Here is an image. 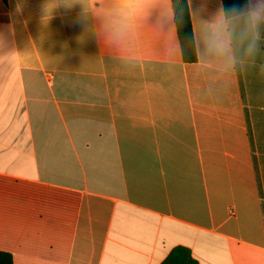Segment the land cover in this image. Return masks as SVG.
I'll return each instance as SVG.
<instances>
[{
	"label": "crops",
	"instance_id": "crops-1",
	"mask_svg": "<svg viewBox=\"0 0 264 264\" xmlns=\"http://www.w3.org/2000/svg\"><path fill=\"white\" fill-rule=\"evenodd\" d=\"M0 0V251L13 264H264V21L187 0ZM253 9V8H252Z\"/></svg>",
	"mask_w": 264,
	"mask_h": 264
},
{
	"label": "trees",
	"instance_id": "trees-1",
	"mask_svg": "<svg viewBox=\"0 0 264 264\" xmlns=\"http://www.w3.org/2000/svg\"><path fill=\"white\" fill-rule=\"evenodd\" d=\"M6 2V0H2ZM173 22L179 42L182 59L186 63H194L197 59L194 45L191 21L189 17L187 0H170ZM223 8L228 10L236 7L242 11L252 9L249 0H222ZM236 16L228 15V18ZM0 264H13L11 255L0 251ZM161 264H197L189 251L182 247L174 248Z\"/></svg>",
	"mask_w": 264,
	"mask_h": 264
},
{
	"label": "clouds",
	"instance_id": "clouds-1",
	"mask_svg": "<svg viewBox=\"0 0 264 264\" xmlns=\"http://www.w3.org/2000/svg\"><path fill=\"white\" fill-rule=\"evenodd\" d=\"M229 14H231L232 16L247 17L249 29L253 32V34L247 39L245 50L250 56H254L257 51V41L259 39L258 32L254 30L261 21H264V10L250 8L245 12L237 9L236 7H232L228 10L221 8L218 10L217 22L223 24L224 21L228 18Z\"/></svg>",
	"mask_w": 264,
	"mask_h": 264
},
{
	"label": "rangeland",
	"instance_id": "rangeland-1",
	"mask_svg": "<svg viewBox=\"0 0 264 264\" xmlns=\"http://www.w3.org/2000/svg\"><path fill=\"white\" fill-rule=\"evenodd\" d=\"M253 9L264 10V0H249Z\"/></svg>",
	"mask_w": 264,
	"mask_h": 264
}]
</instances>
